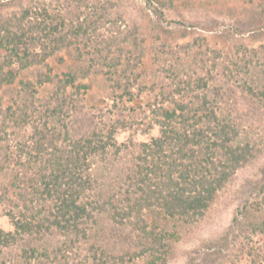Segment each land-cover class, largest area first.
<instances>
[{
    "label": "trees",
    "instance_id": "1",
    "mask_svg": "<svg viewBox=\"0 0 264 264\" xmlns=\"http://www.w3.org/2000/svg\"><path fill=\"white\" fill-rule=\"evenodd\" d=\"M128 1L0 0V264H168L262 153L264 0ZM193 13L232 24L210 48ZM95 89L120 113L80 128ZM258 171L187 264H264Z\"/></svg>",
    "mask_w": 264,
    "mask_h": 264
},
{
    "label": "rangeland",
    "instance_id": "2",
    "mask_svg": "<svg viewBox=\"0 0 264 264\" xmlns=\"http://www.w3.org/2000/svg\"><path fill=\"white\" fill-rule=\"evenodd\" d=\"M210 1L214 3L215 0ZM220 1L222 2L223 0ZM227 1L231 6H233V0ZM128 2V4L136 10H139L144 6V2L142 0H129ZM49 4L51 3L48 2V5ZM168 14L170 19L180 18V15L173 11L168 12ZM185 20L192 24V26H190V24L188 23L189 28L195 29L197 31V36L201 35L203 39L209 41L210 48L214 46L212 44L213 40L211 39V36H213L214 33H220V31L226 29L232 24V21L228 17H218L219 22H217V20H213L208 17L206 13H193L185 15ZM163 25H166V23H163ZM172 27L173 29H176V27L178 26L173 25ZM238 37H241V35L237 36V38ZM249 37L250 35L246 34L243 38V42H241L249 47H256L258 44L251 43ZM183 42H186V40H181L180 44H182ZM220 47H222L221 44ZM102 96H104V93H101L100 90L97 91L96 89L86 95L83 104L88 109L86 108L85 110H82L72 116V121L75 122L78 127L82 128L85 125H87L88 127H93L91 126V124L94 123L97 127L96 123H100L99 125L102 126L101 128H107V122L110 125L116 119V117H118L120 113V105L114 107V102H109L108 105H105L103 98H101ZM238 101L240 102L239 97ZM260 116L262 117L261 133L264 136V114H260ZM100 120L101 122H99ZM154 134H157V130L154 131ZM132 136H134L138 140L147 139L146 136L134 133L133 131H120L117 135V140L119 141V144H122ZM262 144L263 145H261V148L262 146H264V137ZM263 161L264 148H262V153H260L259 157H257L253 163H250L248 166L237 172L235 178L227 185L226 189L221 192L219 201L216 202L205 220L193 230L187 232V234H185V236L180 239V242L177 243L175 249L172 252V256L171 259H169L168 264H187L190 256L193 255V251H195V249L199 248L202 244H205L207 239L211 238L212 236L220 235L228 229L237 206L242 203L244 198L248 195L247 187L250 186V184L247 181L258 179V170ZM0 220L6 221L10 226L8 229L2 228L3 230L12 231L13 227L9 220L5 217L2 208H0ZM253 241L259 248H261L264 244V238L260 236L254 237ZM245 261L246 259L242 258V264H245Z\"/></svg>",
    "mask_w": 264,
    "mask_h": 264
},
{
    "label": "clouds",
    "instance_id": "3",
    "mask_svg": "<svg viewBox=\"0 0 264 264\" xmlns=\"http://www.w3.org/2000/svg\"><path fill=\"white\" fill-rule=\"evenodd\" d=\"M9 227L6 221L0 220V228L8 229Z\"/></svg>",
    "mask_w": 264,
    "mask_h": 264
}]
</instances>
